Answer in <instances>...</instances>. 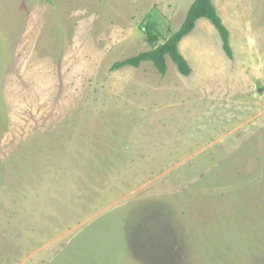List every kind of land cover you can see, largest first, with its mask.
<instances>
[{
	"label": "rangeland",
	"instance_id": "1",
	"mask_svg": "<svg viewBox=\"0 0 264 264\" xmlns=\"http://www.w3.org/2000/svg\"><path fill=\"white\" fill-rule=\"evenodd\" d=\"M168 2L0 0V264H264V0Z\"/></svg>",
	"mask_w": 264,
	"mask_h": 264
},
{
	"label": "trees",
	"instance_id": "2",
	"mask_svg": "<svg viewBox=\"0 0 264 264\" xmlns=\"http://www.w3.org/2000/svg\"><path fill=\"white\" fill-rule=\"evenodd\" d=\"M206 18L215 27L222 42V48L229 58H232V49L229 44V31L223 24L218 15L212 0H193L188 8L184 20L181 25L170 36L159 44H154L155 36H149L147 39L154 44L150 49L141 51L135 55L125 59L116 61L112 65V69H119L124 66L138 67L143 61H151L155 68L164 74L167 69L166 56L175 63L178 71L183 75L191 72V67L185 57L179 51V43L195 28L197 20ZM153 26L150 23L149 26ZM151 26V27H152ZM154 27V26H153Z\"/></svg>",
	"mask_w": 264,
	"mask_h": 264
},
{
	"label": "crops",
	"instance_id": "3",
	"mask_svg": "<svg viewBox=\"0 0 264 264\" xmlns=\"http://www.w3.org/2000/svg\"><path fill=\"white\" fill-rule=\"evenodd\" d=\"M223 1H226V0H223ZM193 2V0H187V1H180V0H170V2H168L169 3V7H168V10H164L165 12H166V15H171V14H174L173 16H170V22L171 21H176V20H178V24H179V26L181 25V23H182V21L184 20V17H185V15H186V12H187V10H188V8L190 7V5H191V3ZM217 2V0H215V3ZM212 3H213V0H212ZM213 5H214V7H215V4L213 3ZM185 7H186V9H185ZM180 9H181V11L183 12L182 13V15H181V17H179V19H178V14H180L179 13V11H180ZM184 9H185V11H184ZM215 9H216V7H215ZM177 16V18H175ZM264 10H263V13L261 14V16H260V18H259V20H258V23L259 24H262V22H264ZM174 19H176V20H174ZM202 18H200L198 21H200ZM246 20H247V24H246V26H249V25H251L252 23L249 21V19L248 18H245ZM180 20V21H179ZM222 20V19H221ZM198 21H197V23H198ZM196 23V24H197ZM238 24V23H237ZM239 25V24H238ZM229 31V30H228ZM219 35V34H218ZM221 45H222V42H221Z\"/></svg>",
	"mask_w": 264,
	"mask_h": 264
}]
</instances>
